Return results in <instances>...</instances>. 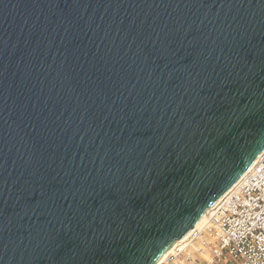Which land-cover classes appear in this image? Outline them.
<instances>
[{"label":"water","instance_id":"95a60500","mask_svg":"<svg viewBox=\"0 0 264 264\" xmlns=\"http://www.w3.org/2000/svg\"><path fill=\"white\" fill-rule=\"evenodd\" d=\"M264 151V0H0V264H154Z\"/></svg>","mask_w":264,"mask_h":264},{"label":"built area","instance_id":"2783aa9c","mask_svg":"<svg viewBox=\"0 0 264 264\" xmlns=\"http://www.w3.org/2000/svg\"><path fill=\"white\" fill-rule=\"evenodd\" d=\"M158 264H264V151Z\"/></svg>","mask_w":264,"mask_h":264},{"label":"bare ground","instance_id":"6f19581e","mask_svg":"<svg viewBox=\"0 0 264 264\" xmlns=\"http://www.w3.org/2000/svg\"><path fill=\"white\" fill-rule=\"evenodd\" d=\"M211 211H212V209L207 210V211L205 212V214L202 216V218L196 223V225H195L193 228L198 227L202 222H204V220H206V218L212 213ZM193 228H192L191 231H190L186 236H184L181 240L174 242V243L169 247V249L166 250V252H165V253L159 258V260H158L156 263H154V264H158L162 259H164L168 254H170V253H171V252H172L177 246H179V245H184L185 242L188 240L190 233H192V230H194Z\"/></svg>","mask_w":264,"mask_h":264}]
</instances>
